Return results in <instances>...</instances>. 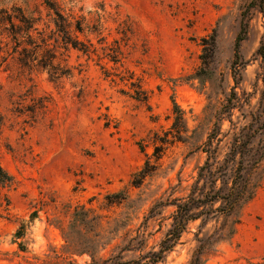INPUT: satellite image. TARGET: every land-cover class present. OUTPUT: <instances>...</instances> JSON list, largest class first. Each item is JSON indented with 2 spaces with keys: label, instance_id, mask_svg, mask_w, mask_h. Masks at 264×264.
Segmentation results:
<instances>
[{
  "label": "rangeland",
  "instance_id": "374dc122",
  "mask_svg": "<svg viewBox=\"0 0 264 264\" xmlns=\"http://www.w3.org/2000/svg\"><path fill=\"white\" fill-rule=\"evenodd\" d=\"M54 1L82 21L84 32L77 35L95 52L60 50L58 62L69 74L57 80L47 70L29 71L13 62L0 68V166L13 179L11 186L0 187V201L6 196L10 203L7 211L0 208V264H91L82 252L99 249L96 220L79 222L80 235L69 229L72 214L82 209L99 216L102 234L112 238L95 262L139 234L148 249L155 247L174 211L161 205L188 194L206 158L201 145L230 93L236 92L239 106L235 122L243 111L257 113L264 96V59L258 54L264 16L257 10L250 13L239 47L237 84L231 70L248 0ZM43 2L0 0V6L40 16L41 30L48 20ZM212 35L215 45L204 66L202 40L210 43ZM117 48L120 63L114 65L109 56L115 58ZM102 66L113 75L106 77ZM131 74L148 93L147 104L122 93L129 92ZM173 100L184 113L186 139L168 145L155 173L134 188L131 178L151 156L154 134L172 136ZM41 102L45 109L36 108ZM117 193L126 200L108 204L106 198ZM240 219L233 238L205 264H264V187ZM198 224H191L158 264H187ZM135 256L123 253L125 260Z\"/></svg>",
  "mask_w": 264,
  "mask_h": 264
},
{
  "label": "trees",
  "instance_id": "16d2710c",
  "mask_svg": "<svg viewBox=\"0 0 264 264\" xmlns=\"http://www.w3.org/2000/svg\"><path fill=\"white\" fill-rule=\"evenodd\" d=\"M43 5L47 10L48 20L45 28L38 30L37 25L42 22L41 17L27 15L18 6L10 8L0 6V68H8L10 62L17 64L21 69L47 70L50 77L57 80L69 74V69L58 62L60 50H75L84 56L95 52L93 45L88 41L80 40L77 34H83L82 21L77 20L72 14H66L64 8L54 0H44ZM252 10H257L264 16V0H248L247 6L241 14L240 30L234 44V60L231 65L233 79L237 84L238 66L241 57L239 47L245 39L248 29V18ZM39 14V12H38ZM40 15V14H39ZM48 30V32H47ZM215 36L211 42L202 40V63L208 65V56L215 45ZM115 58L109 56V61L114 65L120 63L121 55L117 48ZM209 54H206L208 53ZM59 53V54H58ZM258 54L264 59V42L258 49ZM104 74H111L104 66ZM121 81L124 78H120ZM129 95L132 99L147 104L148 93L142 88L139 79H133L132 74L126 79ZM236 92L233 90L226 102L215 115L213 126L206 140L201 145V151L206 155L204 163L198 167L197 176L190 186L185 197L175 198L162 207L172 206L170 227L155 247L148 249V241L143 235L129 237L124 240V246L118 253H112L108 258L95 262V254L111 243L112 238L102 234L106 230L99 222L100 217L94 216L88 210H75L69 229L81 234L77 225H87L88 220H96L98 233L94 243L98 251L92 248L87 250L91 256V264H158L165 261L167 255L180 243L184 234L189 233L190 225L199 222L193 233L196 243L190 260L187 264H205L208 257L217 253L218 246L229 242L236 233L240 224V213L244 206L250 203L264 187V96L261 99V109L257 113L241 112L240 118L233 121L234 111L237 107ZM173 122L170 128L171 138L165 133L164 137L157 134L153 136V152L146 155L142 168L131 178L130 184L134 188L140 187L144 181L152 176L159 160L162 158L168 145L176 141H184L188 128L184 113L173 100ZM46 104L41 102L40 109H45ZM32 116L36 110H30ZM225 122L228 128L223 129ZM173 133V134H172ZM143 152V147L139 146ZM154 159V163L151 159ZM12 177L0 166V187L11 186ZM108 204H119L126 200V196L117 193L108 196ZM4 204L0 201V208L8 210L9 200L4 196ZM91 215V218H90ZM80 222V223H79ZM79 223V224H78ZM209 224H213L207 229ZM23 230V227L21 228ZM23 232H16V239L23 238ZM68 239V237L66 238ZM70 241H67L69 247ZM137 254L134 258L125 260L123 253Z\"/></svg>",
  "mask_w": 264,
  "mask_h": 264
}]
</instances>
